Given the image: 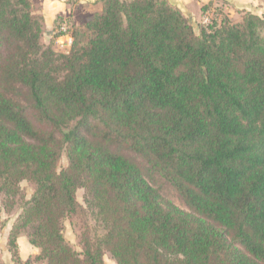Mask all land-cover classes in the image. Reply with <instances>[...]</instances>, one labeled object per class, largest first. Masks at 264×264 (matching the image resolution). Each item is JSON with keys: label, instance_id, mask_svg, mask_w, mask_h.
Here are the masks:
<instances>
[{"label": "trees", "instance_id": "obj_1", "mask_svg": "<svg viewBox=\"0 0 264 264\" xmlns=\"http://www.w3.org/2000/svg\"><path fill=\"white\" fill-rule=\"evenodd\" d=\"M98 3L58 53L29 0H0V194L35 187L13 263L24 236L44 264H264V19L196 35L168 0ZM79 189L106 228L80 252L64 236Z\"/></svg>", "mask_w": 264, "mask_h": 264}, {"label": "rangeland", "instance_id": "obj_2", "mask_svg": "<svg viewBox=\"0 0 264 264\" xmlns=\"http://www.w3.org/2000/svg\"><path fill=\"white\" fill-rule=\"evenodd\" d=\"M168 1L176 6L189 20L196 35L199 34L202 26L210 25L214 21L219 22L223 17H227L232 24L242 23L247 13L257 15L264 19V0H210L206 5L208 7L203 12L201 9H198L196 4L189 0L184 1V8H179L173 0ZM82 16L84 15L80 16L78 24H81L83 21L85 23V18ZM84 23L75 27L70 22L72 29L81 28ZM43 45L44 47H48L51 44L47 43ZM55 45L53 44V46ZM58 53H62V51L58 49ZM66 165L67 160L65 154H62L58 163V170L65 168ZM146 179L149 184L159 192L164 203H170L182 211H189L175 190L160 176H148ZM34 188L32 183L23 181L20 183L18 194L5 197L0 194V236L4 234V227L13 225L15 219L21 212L22 205L31 198ZM83 193L82 189H79L76 193L78 203L77 214L66 219L64 223L65 239L78 252L81 251L79 242L84 230L87 231L92 240L100 239L106 231L105 224L96 217L95 212L88 209L84 204ZM6 204H8L7 210L5 209ZM6 252H9L8 248L2 246L0 264H6L3 260V258L7 256ZM104 261L106 264H116L108 253L104 255Z\"/></svg>", "mask_w": 264, "mask_h": 264}, {"label": "crops", "instance_id": "obj_3", "mask_svg": "<svg viewBox=\"0 0 264 264\" xmlns=\"http://www.w3.org/2000/svg\"><path fill=\"white\" fill-rule=\"evenodd\" d=\"M99 0H29L31 5L32 14L42 18V36L41 42L43 44H51L55 51H58V40L56 39V29L58 23L62 19H67L75 27L78 24L81 15L85 18H89L93 13L101 11V4ZM176 2L179 8H184V1L186 0H173ZM197 5L200 10L203 6H206L210 0H189ZM53 44L55 46H53ZM12 225L4 227V234L0 236V253L2 246L8 248L7 240ZM18 255L20 259L19 264H43V261H38L36 257L39 255V250L33 247L26 237L20 236L17 239ZM5 254V253H4ZM3 260L6 264H14L11 254L6 252Z\"/></svg>", "mask_w": 264, "mask_h": 264}, {"label": "built area", "instance_id": "obj_4", "mask_svg": "<svg viewBox=\"0 0 264 264\" xmlns=\"http://www.w3.org/2000/svg\"><path fill=\"white\" fill-rule=\"evenodd\" d=\"M56 39L58 40V49L67 52L72 44L71 24L67 19H62L56 29Z\"/></svg>", "mask_w": 264, "mask_h": 264}]
</instances>
